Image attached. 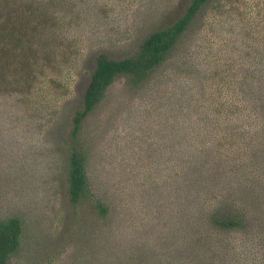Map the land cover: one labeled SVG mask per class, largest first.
Wrapping results in <instances>:
<instances>
[{
  "label": "rangeland",
  "instance_id": "374dc122",
  "mask_svg": "<svg viewBox=\"0 0 264 264\" xmlns=\"http://www.w3.org/2000/svg\"><path fill=\"white\" fill-rule=\"evenodd\" d=\"M100 1L105 8L98 13L99 37L81 47L83 56L71 71L68 91L55 99V110V106L47 105L35 107L39 113L29 111L36 120L42 112H51L52 121L24 127L10 113L14 108L3 109V119L6 115L8 121L3 124L0 139L1 206L3 216L20 217L23 228L20 248L11 258L13 264H100L103 253L137 243L155 244L156 256H159L156 252L165 253L170 244L166 233L173 229L181 232L187 226L183 218L191 207L184 203L183 196L190 191L188 188L194 189L186 183L191 176H184L176 167L182 160H191V156L182 158L181 153L176 161L163 146L154 145L158 162L150 159L149 142L158 139L161 125H168L162 124L166 109L184 101L183 94L186 99L189 95H210L213 79L236 78L240 73L237 67L242 65L259 60L264 75V0H207L190 24L185 34L188 41L180 50L182 54L183 50L190 53L192 71L187 67L173 69L174 55H171L150 77L153 90L142 93L130 89L122 76L116 77L100 103L84 118L79 133L91 189L110 208L107 218L97 221L87 205L74 210L68 203L62 159L55 146L68 130L70 115L80 103L96 50L103 49L111 58L130 54L141 37L170 23L188 3V0H97ZM94 46L97 49L91 48ZM53 92L54 89L49 90V94ZM201 101L199 98L196 104ZM173 125L183 131V125ZM37 129L38 137L33 135ZM162 142L165 145L167 140ZM180 143L184 152L181 140ZM219 160L225 168L223 174L229 175L231 182L249 187L255 180L261 186L260 196L264 195V146L257 157L245 159L244 167L235 164L243 168V176L233 174L235 166L230 158L220 156ZM170 163L174 164L173 169ZM228 169H232L231 174ZM218 179L225 177L221 174ZM157 183L159 189L154 191ZM263 202L264 196L258 206L261 223ZM201 228L199 224L200 235L193 243L195 263L264 264L260 249L254 257L240 249L257 237L247 239L241 232L208 237L212 230L203 225V233ZM261 229L264 231L263 223Z\"/></svg>",
  "mask_w": 264,
  "mask_h": 264
},
{
  "label": "trees",
  "instance_id": "16d2710c",
  "mask_svg": "<svg viewBox=\"0 0 264 264\" xmlns=\"http://www.w3.org/2000/svg\"><path fill=\"white\" fill-rule=\"evenodd\" d=\"M206 2L188 0L182 13L141 37L128 55L111 58L103 49L96 50L80 103L70 115L68 130L54 149L62 159L66 198L74 210L79 205H87L94 219L99 221L107 218L110 209L105 200L92 191L89 183L79 134L84 118L100 103L108 86L118 76L125 79L130 89L142 93L153 90L150 77L171 55H174L173 69L187 67L192 71L190 53L183 50L182 54L180 50L188 41L185 34L190 24ZM104 8L105 5L97 0L95 3L94 0H0V139H3V124L8 121L6 115L3 119L4 108H14L10 113H14L15 119L24 127L52 121L51 112H42L37 120L31 112L39 113L37 107H54L55 99L68 91V78L83 56L81 47L88 41L96 42L99 37L101 21L98 13ZM190 48L195 52L192 46ZM260 66L263 65L258 60L237 67L240 73L236 78L212 80L210 95H189L186 99L183 94L184 101L166 109L162 124L168 125H161L158 139L149 142V156L152 162H158L154 147L158 145L176 161L181 153L182 158L192 157L176 166L178 171L182 170L181 174L191 176L186 183L194 186L183 196L184 203L191 207L183 218L187 226L181 232L173 229L166 233L170 244L165 253L156 252L159 256L154 253L155 244H126L103 253L100 264H197L193 261L195 252H192L194 241L200 235L199 224H202L203 233V225L212 230L208 237L237 232L245 234L247 239L257 237L250 241L249 247L241 246V252L253 257L259 249L264 253V231L261 229L264 219L261 223L258 209L264 196H260L261 186L255 180L249 187L231 182L230 176L223 174L225 168L219 160L220 156L230 158L235 166L233 174L243 176L240 167H244L245 159L257 157L264 146V75ZM51 89L54 94H49ZM199 98L202 101L196 104ZM173 124L183 125V131ZM39 133L37 129L33 135L38 137ZM163 139L167 140L165 145ZM170 165L173 169L174 164ZM228 171L232 173V169ZM221 174L225 179H218ZM2 175L3 162L0 161ZM158 186L159 183L155 184L153 190L157 191ZM253 199L258 200L251 203ZM2 204L3 192L0 190V264H13L11 258L21 245L22 222L18 215L3 216ZM262 213L264 215V202Z\"/></svg>",
  "mask_w": 264,
  "mask_h": 264
}]
</instances>
